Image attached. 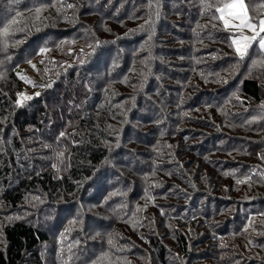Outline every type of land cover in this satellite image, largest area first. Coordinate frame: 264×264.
<instances>
[{"label": "trees", "instance_id": "1", "mask_svg": "<svg viewBox=\"0 0 264 264\" xmlns=\"http://www.w3.org/2000/svg\"><path fill=\"white\" fill-rule=\"evenodd\" d=\"M203 11L0 0V264H264V51Z\"/></svg>", "mask_w": 264, "mask_h": 264}, {"label": "snow or ice", "instance_id": "2", "mask_svg": "<svg viewBox=\"0 0 264 264\" xmlns=\"http://www.w3.org/2000/svg\"><path fill=\"white\" fill-rule=\"evenodd\" d=\"M15 2L16 0H9V3ZM72 6L68 4L69 8ZM149 7H151V3H149ZM202 7L204 8L202 14L212 12L211 19L220 22L223 30L230 32L228 39H230L231 43L229 46L234 49L240 60L245 58L254 44H258L259 48L264 51V3L259 2V0H202ZM36 12L39 13L40 9L37 8ZM19 15L20 13H16V16ZM16 16L8 19L3 27L0 28V46L4 48L7 47V38L15 30L14 26L17 24ZM145 23H148V21ZM140 27L143 29L144 25ZM213 27H216V24H213ZM245 30L252 34L245 35ZM45 51L46 49L44 48L40 49L41 53ZM29 63L31 62L29 61ZM48 86L50 87L51 85ZM20 95L21 99L17 101L18 105L25 100L33 98L23 94ZM36 95H39V93ZM261 107H264V105H261ZM60 135L63 136L64 133L62 132ZM62 155L63 153L58 154V156ZM237 182L240 183L241 181ZM108 243L111 244L112 240L109 239Z\"/></svg>", "mask_w": 264, "mask_h": 264}, {"label": "rangeland", "instance_id": "3", "mask_svg": "<svg viewBox=\"0 0 264 264\" xmlns=\"http://www.w3.org/2000/svg\"><path fill=\"white\" fill-rule=\"evenodd\" d=\"M245 35H251L252 33L251 32H248L247 30H245ZM130 136V134H128ZM48 260H51L50 257H48Z\"/></svg>", "mask_w": 264, "mask_h": 264}]
</instances>
